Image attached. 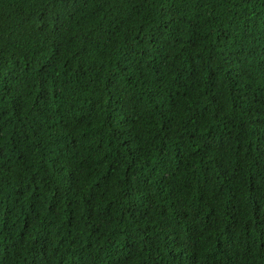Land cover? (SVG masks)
I'll list each match as a JSON object with an SVG mask.
<instances>
[{
    "label": "trees",
    "instance_id": "1",
    "mask_svg": "<svg viewBox=\"0 0 264 264\" xmlns=\"http://www.w3.org/2000/svg\"><path fill=\"white\" fill-rule=\"evenodd\" d=\"M255 229L264 0H0V264H213Z\"/></svg>",
    "mask_w": 264,
    "mask_h": 264
},
{
    "label": "clouds",
    "instance_id": "2",
    "mask_svg": "<svg viewBox=\"0 0 264 264\" xmlns=\"http://www.w3.org/2000/svg\"><path fill=\"white\" fill-rule=\"evenodd\" d=\"M235 171L237 173L228 180L227 186L231 190H220L217 185V180H212L209 183H203L200 186L199 192L204 195V191L207 189L210 192H215L221 194L222 191L226 194H232L236 190L239 191L244 184H241L238 178H245L242 173V167L236 166ZM238 177V178H237ZM199 195L202 199L203 196ZM239 230L233 231H223L216 235L212 250L218 255L217 261L213 264H264V235L262 234V229L252 230L249 239L238 238ZM229 236L234 237V240L229 242Z\"/></svg>",
    "mask_w": 264,
    "mask_h": 264
}]
</instances>
